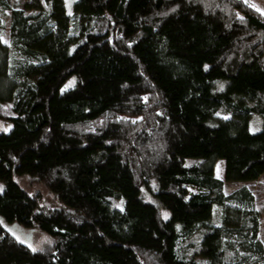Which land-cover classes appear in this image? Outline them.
<instances>
[{
    "label": "trees",
    "instance_id": "obj_1",
    "mask_svg": "<svg viewBox=\"0 0 264 264\" xmlns=\"http://www.w3.org/2000/svg\"><path fill=\"white\" fill-rule=\"evenodd\" d=\"M23 1L0 0V264H264L254 193L225 183L264 181V13Z\"/></svg>",
    "mask_w": 264,
    "mask_h": 264
},
{
    "label": "rangeland",
    "instance_id": "obj_2",
    "mask_svg": "<svg viewBox=\"0 0 264 264\" xmlns=\"http://www.w3.org/2000/svg\"><path fill=\"white\" fill-rule=\"evenodd\" d=\"M14 7L16 8H22L24 6L23 0H10ZM66 1V7L67 11L70 14L74 13V4L77 0H65ZM250 4H252L254 7H256L259 11L264 13V0H247ZM7 32L4 36L3 40L5 42H9L10 40V27H9V21L7 22ZM76 76L72 75L69 79H67L62 87L61 91L64 92L76 85ZM12 128V123L9 122H3L0 121V133L1 132H8ZM263 128V124L260 122L258 118L254 119V122H251L250 129L251 131H259ZM216 176L220 179L225 180V162L220 161L216 167ZM226 186L228 191H232L238 187H241L243 185L248 186L251 188V190L254 193L255 196V202L256 207L259 211V218H260V230H259V237L264 242V181L262 179H257L253 181L248 182H228L226 181ZM0 187H2V190H4V182L0 179ZM191 193H195L198 191L197 187L190 186ZM47 202L54 203V198L48 193H45ZM169 215L168 212H166L165 217L167 218ZM10 231H12L19 240L21 241H27L29 245L32 248H39L43 247L47 244L49 241V237L40 229L33 228V229H27L24 228L18 224H11L7 226ZM12 228H17V231L12 230Z\"/></svg>",
    "mask_w": 264,
    "mask_h": 264
},
{
    "label": "snow or ice",
    "instance_id": "obj_3",
    "mask_svg": "<svg viewBox=\"0 0 264 264\" xmlns=\"http://www.w3.org/2000/svg\"><path fill=\"white\" fill-rule=\"evenodd\" d=\"M0 190H2V187H0Z\"/></svg>",
    "mask_w": 264,
    "mask_h": 264
}]
</instances>
